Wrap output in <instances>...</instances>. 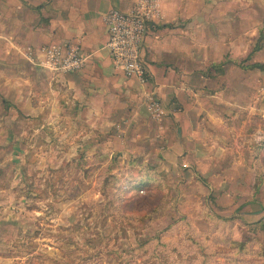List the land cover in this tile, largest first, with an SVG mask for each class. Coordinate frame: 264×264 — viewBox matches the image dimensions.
Instances as JSON below:
<instances>
[{
  "label": "crops",
  "instance_id": "crops-1",
  "mask_svg": "<svg viewBox=\"0 0 264 264\" xmlns=\"http://www.w3.org/2000/svg\"><path fill=\"white\" fill-rule=\"evenodd\" d=\"M138 1L0 0V152L26 121L46 149L62 134L76 152L90 144L127 165L134 159L180 173L217 193L220 216L250 225L264 219V181L249 189L264 141V0H156L141 49L143 87L112 66L104 21ZM51 47L77 49L82 67H41ZM146 93L155 95L157 117Z\"/></svg>",
  "mask_w": 264,
  "mask_h": 264
},
{
  "label": "rangeland",
  "instance_id": "rangeland-1",
  "mask_svg": "<svg viewBox=\"0 0 264 264\" xmlns=\"http://www.w3.org/2000/svg\"><path fill=\"white\" fill-rule=\"evenodd\" d=\"M28 128L20 121L0 152V264H264V233L220 216L217 193L153 167L159 186L120 194L136 177L127 160L90 144L76 152L58 133L46 149ZM257 156L254 179L264 149Z\"/></svg>",
  "mask_w": 264,
  "mask_h": 264
},
{
  "label": "built area",
  "instance_id": "built-area-1",
  "mask_svg": "<svg viewBox=\"0 0 264 264\" xmlns=\"http://www.w3.org/2000/svg\"><path fill=\"white\" fill-rule=\"evenodd\" d=\"M156 0H140L129 12L111 10L104 18L107 28L106 48L114 69L126 78L135 79L142 87L148 84V74L141 55L146 25L157 16ZM85 59L79 51L68 48L65 52L58 47L46 48L39 65L51 72L72 73L78 71ZM147 109L154 116L160 107L154 93L144 94Z\"/></svg>",
  "mask_w": 264,
  "mask_h": 264
},
{
  "label": "trees",
  "instance_id": "trees-1",
  "mask_svg": "<svg viewBox=\"0 0 264 264\" xmlns=\"http://www.w3.org/2000/svg\"><path fill=\"white\" fill-rule=\"evenodd\" d=\"M259 43H261V40L258 42V44ZM263 43H264V40H263ZM260 48H261V45H258V48H256V50H259ZM257 67H260V66L259 65H253V68H257ZM255 149L257 151H255L254 156H257L260 153V151L262 149H264V141L262 142V144L260 146H256ZM257 158H259V156H257ZM255 166H256V164H255ZM127 167H128V169H130V172H131V170L136 168V170H137L136 177L133 180H126V181L123 180L121 182V185L124 184V186H120V189H122V191H118L120 194L132 193V192H137V191H142V190L143 191H149V188L151 186H153V185L159 186L158 185V182H159L158 179H159L160 174L157 173V171L153 167H150L149 165L144 164V163H142L138 160H134V159L133 160L131 159L128 162ZM263 172H264V170H263L262 166L257 165V173H258L257 176L258 177H256L257 180H256V184L254 186L255 190L257 187L259 188L260 185L263 184V181H264ZM117 177H120V175ZM223 220H227V219H223ZM251 226H253L255 229L258 228L260 230V232H263L264 231V219H261L260 221L254 223V224H251ZM232 245L237 247L236 249L243 251V247H242L243 244L233 242Z\"/></svg>",
  "mask_w": 264,
  "mask_h": 264
}]
</instances>
